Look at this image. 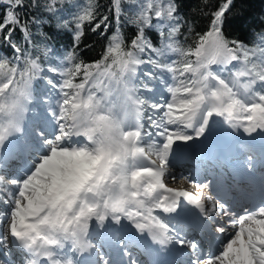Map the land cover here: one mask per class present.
<instances>
[{"label":"snow or ice","instance_id":"snow-or-ice-1","mask_svg":"<svg viewBox=\"0 0 264 264\" xmlns=\"http://www.w3.org/2000/svg\"><path fill=\"white\" fill-rule=\"evenodd\" d=\"M233 6L0 0V264H264V18L230 38Z\"/></svg>","mask_w":264,"mask_h":264},{"label":"trees","instance_id":"trees-1","mask_svg":"<svg viewBox=\"0 0 264 264\" xmlns=\"http://www.w3.org/2000/svg\"><path fill=\"white\" fill-rule=\"evenodd\" d=\"M221 0H209L210 10H215ZM107 3V0H102ZM181 14L195 22V31L202 32L206 29L208 19L199 11L202 0H180ZM264 18V0H234V6L226 16L225 33L230 38L243 40L245 43L251 41L252 31L258 28L259 19ZM125 35H130L127 27ZM191 42V41H189ZM55 43L58 48L63 49L71 46V35L67 32L56 37ZM105 41L98 34L92 33L88 26H85L79 51L81 58L85 61L95 60L99 57Z\"/></svg>","mask_w":264,"mask_h":264},{"label":"bare ground","instance_id":"bare-ground-1","mask_svg":"<svg viewBox=\"0 0 264 264\" xmlns=\"http://www.w3.org/2000/svg\"><path fill=\"white\" fill-rule=\"evenodd\" d=\"M190 163H191V162H190ZM183 164H189V162H180V163L177 164V165L175 164V170H176L177 175H178L179 173H181V172L184 170L185 167H183ZM194 166H195V165H194ZM192 167H193V166H192ZM195 167H196V166H195ZM196 169H197V167H196ZM192 172H194V174L196 175V173H195V168H194V167L192 168ZM204 174H205L204 171L200 172V173L197 175V179H198V180L202 179ZM179 182H180L179 180H177L176 182H173L171 179H168V180H167V184H168V186H170V187H174V188H178V187H176V186H177V184H178ZM181 188H182V186H181ZM161 215H163V214H161Z\"/></svg>","mask_w":264,"mask_h":264},{"label":"rangeland","instance_id":"rangeland-1","mask_svg":"<svg viewBox=\"0 0 264 264\" xmlns=\"http://www.w3.org/2000/svg\"><path fill=\"white\" fill-rule=\"evenodd\" d=\"M183 183V182H182Z\"/></svg>","mask_w":264,"mask_h":264}]
</instances>
